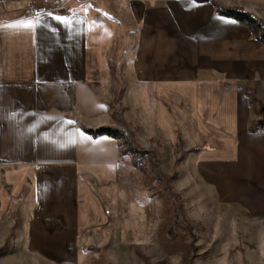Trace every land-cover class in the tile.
<instances>
[{
    "label": "crops",
    "instance_id": "crops-1",
    "mask_svg": "<svg viewBox=\"0 0 264 264\" xmlns=\"http://www.w3.org/2000/svg\"><path fill=\"white\" fill-rule=\"evenodd\" d=\"M210 1L264 24V0H0V204L25 208L27 251L65 260L100 219L120 148L85 130L117 127L119 77L145 122L199 148L196 174L220 201L264 215V133L247 132L264 43Z\"/></svg>",
    "mask_w": 264,
    "mask_h": 264
},
{
    "label": "rangeland",
    "instance_id": "rangeland-1",
    "mask_svg": "<svg viewBox=\"0 0 264 264\" xmlns=\"http://www.w3.org/2000/svg\"><path fill=\"white\" fill-rule=\"evenodd\" d=\"M118 82L119 103L110 104L150 154L142 164L120 156L116 183L99 190L100 219L61 254L65 260L27 251L25 208L10 202L6 212L0 204V264H264V215L220 201L196 174L188 142L166 140L144 121L126 78Z\"/></svg>",
    "mask_w": 264,
    "mask_h": 264
},
{
    "label": "trees",
    "instance_id": "trees-1",
    "mask_svg": "<svg viewBox=\"0 0 264 264\" xmlns=\"http://www.w3.org/2000/svg\"><path fill=\"white\" fill-rule=\"evenodd\" d=\"M212 2V1H210ZM215 7L216 14L231 18L243 25H245L252 37L260 42L264 43V24L258 18L254 17L252 14L240 9V8H230L222 7L212 2ZM249 98L250 109L254 115L257 116V119L252 121L248 126L247 132L250 134L264 133V105L259 102L251 92L247 91ZM112 119L116 122L117 127H100L95 130H85L88 134L97 137V136H108L118 142L120 148V156L130 155L132 160L135 163L142 164L149 153V151L136 145L133 138L132 131L129 126H127L120 113L117 110H113L111 113ZM179 143L181 139L178 138ZM199 148L190 149V153H198ZM134 164V162H133ZM167 189L166 191H169Z\"/></svg>",
    "mask_w": 264,
    "mask_h": 264
},
{
    "label": "snow or ice",
    "instance_id": "snow-or-ice-1",
    "mask_svg": "<svg viewBox=\"0 0 264 264\" xmlns=\"http://www.w3.org/2000/svg\"><path fill=\"white\" fill-rule=\"evenodd\" d=\"M58 20H63L64 22H67V18H60V17H57ZM2 26V25H0ZM16 26H24V27H33L34 25L31 23V22H27V21H19L17 22V25Z\"/></svg>",
    "mask_w": 264,
    "mask_h": 264
}]
</instances>
